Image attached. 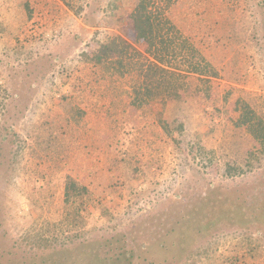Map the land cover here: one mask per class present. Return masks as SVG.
Here are the masks:
<instances>
[{"label":"rangeland","instance_id":"obj_1","mask_svg":"<svg viewBox=\"0 0 264 264\" xmlns=\"http://www.w3.org/2000/svg\"><path fill=\"white\" fill-rule=\"evenodd\" d=\"M166 1L217 75L140 102L135 78L110 64L127 44L150 58L137 0H0V264H189L212 238L225 264H264V159L236 105L264 117V0ZM66 175L88 188L84 235L102 238L97 250L30 241L61 219Z\"/></svg>","mask_w":264,"mask_h":264},{"label":"trees","instance_id":"obj_2","mask_svg":"<svg viewBox=\"0 0 264 264\" xmlns=\"http://www.w3.org/2000/svg\"><path fill=\"white\" fill-rule=\"evenodd\" d=\"M62 1L70 6L71 0ZM169 7L170 4L166 0H137L130 17L137 34L147 40L150 58L134 49L131 44H127V49H133L131 55L127 53V56H121V58L115 59L116 61H110L114 72L122 76L131 75V78H135L131 88L134 94L141 99L140 102L157 98L164 100L175 89L182 88L184 86L183 78H187L190 74H196L200 80H209L210 76L217 75L215 67L200 54L189 38L167 15ZM110 45H114V43L105 46V51L97 52L95 56L97 61L102 60L103 55L101 53H106ZM49 85L51 86L49 89L50 97L61 89L54 85L52 78L49 79ZM8 88L5 79L0 83V112L2 113ZM236 105L239 110L237 124L245 127L253 137L256 148L253 160L260 157L264 159V117L242 99H237ZM33 108H38L36 100L33 103ZM1 129L0 139L9 133V125H5ZM238 170L239 165L225 164L224 173L226 176H231ZM88 193V188L85 185L76 181L72 176L66 175L62 197L64 211L61 219L52 221L51 224H48V221L41 223L35 231L30 233V241L47 249L49 247L57 248V246H63L66 243H74V241L78 242L77 244H80L83 250L87 247L92 250L101 248L102 238H90L84 235V228L87 224L83 209L87 203ZM209 216V222L218 221L211 214ZM34 220L36 219L33 218L32 221ZM212 241L217 245L216 238H212L210 243ZM112 242L110 240L106 243L110 245ZM210 243L206 246L202 245L200 250L196 249L195 256L189 264H225L226 260L217 256L216 247L209 250L211 248ZM250 250L254 251L256 247L248 248V251ZM118 252L119 255L125 253V251Z\"/></svg>","mask_w":264,"mask_h":264}]
</instances>
